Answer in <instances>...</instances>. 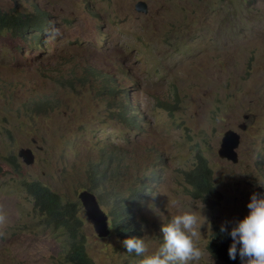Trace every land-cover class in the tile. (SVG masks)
Returning <instances> with one entry per match:
<instances>
[{
    "label": "rangeland",
    "instance_id": "rangeland-1",
    "mask_svg": "<svg viewBox=\"0 0 264 264\" xmlns=\"http://www.w3.org/2000/svg\"><path fill=\"white\" fill-rule=\"evenodd\" d=\"M0 9L46 19L25 38L0 30V264L60 262L65 236L40 225L22 182L79 202L90 164L109 209L112 194L158 176L135 205L149 254L162 243V224L191 212L203 255L189 264H222L206 251L214 227L231 231L251 195L264 194V0H0ZM87 66L99 70L87 75L109 77L86 76ZM101 80L119 84L113 101L128 90L133 126L116 118ZM43 97L46 111L36 112L31 100ZM227 131L240 136L236 164L217 153ZM20 149L31 151V165ZM197 155L222 195L213 210L184 192L183 172ZM118 159L114 180L104 165ZM80 215L93 264H139L113 232L96 236L82 206Z\"/></svg>",
    "mask_w": 264,
    "mask_h": 264
},
{
    "label": "trees",
    "instance_id": "trees-1",
    "mask_svg": "<svg viewBox=\"0 0 264 264\" xmlns=\"http://www.w3.org/2000/svg\"><path fill=\"white\" fill-rule=\"evenodd\" d=\"M45 24L46 19L42 14L22 15L15 12L10 14L0 9V30L10 31L13 37L25 38L30 33L40 32L45 28ZM44 103L43 100H38L32 104L35 110H41ZM39 105L41 106L39 107ZM119 116L123 122L126 120L123 114L119 113ZM90 177L93 181L97 180L93 174H90ZM154 178V174L148 175L147 183L142 182L140 187L128 189L127 196L120 193L119 198L114 199L118 205L113 211H120V216L111 213L110 217L114 233L120 240L139 234V231L136 232L134 227L133 218L134 213L137 212L134 203L140 198L146 197L148 184L153 182ZM183 180L184 192L192 199L201 201L210 210L215 209L220 204L222 195L217 191L212 170L203 156L197 155L192 168L183 172ZM22 186L31 198L35 213L39 214L40 225L63 232L65 236L63 257L59 259L60 262L57 264H93V261L88 257L84 244V234L82 233L84 221L76 212L78 203L66 202L59 193L52 191L38 181H23ZM93 187L97 188L98 186L93 184ZM87 189L97 196L102 206L107 207V203L103 196L98 193L99 191H94L89 186ZM222 226L225 227L226 231L221 232ZM229 233V229L224 225L214 227L206 250L212 258L221 261L223 264H244L239 254L234 260L228 256V249L232 244Z\"/></svg>",
    "mask_w": 264,
    "mask_h": 264
},
{
    "label": "clouds",
    "instance_id": "clouds-1",
    "mask_svg": "<svg viewBox=\"0 0 264 264\" xmlns=\"http://www.w3.org/2000/svg\"><path fill=\"white\" fill-rule=\"evenodd\" d=\"M139 2H142V1H138L137 3ZM53 31L58 32V30L56 29H54ZM86 68L99 72V70L93 67L87 66L84 68V74L86 76H90L94 79H100V76L109 77L108 75L104 73L100 74V76L98 77L94 74L87 75L85 72ZM84 74H81V76L86 78ZM123 75L125 76L126 79H128L124 73ZM115 80H101L103 81V84H106L107 82H109L106 85H104L105 86L104 88H102V94H106L107 96H110V99H111L113 92L118 91L117 89L118 87H115V84H118V83L116 82L117 80L116 81ZM126 95L127 96L129 95L128 90L122 91V99L125 97V99L122 100V103L120 102V99L115 97V100L114 101L112 99L109 100L108 104L110 107L115 108L116 118L119 121H121V123L131 127L133 126V123H135V119L133 118H136V116L134 115L133 108L128 106L129 97L126 98ZM44 99H45L44 97L43 99L35 98L31 100V105H33L32 103L34 101H38V100H43L45 102L44 103L45 105L46 100ZM35 111L36 112L42 111L44 113L46 111V108L43 107L41 110H35ZM127 111L131 114V116H133V118L127 114ZM119 113L124 115L126 119L124 122L119 116ZM119 161L120 160L118 159V162L115 164L108 162L106 163V165H104L105 167H108V168L110 167L114 168L113 174H111V178H113L114 180L116 179V176H118L116 174V170L120 165ZM91 167H93L91 166V164L88 165L87 167V172L89 176L88 186L92 188L94 191L96 190L98 191L99 185L97 183V180L93 181L90 177V173H92L95 179H97L98 172L100 173V171H96V168H95V170L91 172L90 171ZM150 174H154V173H150ZM154 176H155L154 181L148 184V193L150 191V184L158 180V176L156 174H154ZM147 182L148 180L146 179L145 183ZM93 184L97 185L98 187L94 188ZM88 186H84V189L81 192L87 191L93 194L94 197L96 198L99 208L107 217V223L109 226V235L107 237H109L112 234V232L114 233V228L112 227V219L110 217V214L114 213L115 215L120 216V211H113L118 205L117 203L114 202V199H118L120 196V193H123L124 196H127L128 189L138 188V187L128 186L125 191L120 190L118 194H115V195L112 194V200H113L114 206L111 209H109L108 203L105 200L104 201L107 203V207L102 206L99 203L97 196L87 189ZM148 193H146V197H143L137 200L134 203V205L144 202L143 200H146L148 198ZM76 202L78 203V209L76 212L78 216L82 218L80 215V212H81L80 204L81 203H79L80 201L79 202L76 201ZM172 203L173 205H176L179 203V201L174 200L172 201ZM104 208H106L107 211H104ZM247 208L249 210L248 214L242 220H239L238 222H236L235 226L231 229L229 233V235L232 238V244L230 245L228 249V256L230 259L234 260L236 259L237 254H239L244 264H264V194L253 193L250 197V202L247 204ZM109 211L111 212L109 213ZM133 219L135 221L134 227L136 229V232H138L139 230L136 225L135 213H134ZM124 220H127V219H124ZM0 221H3L2 216H0ZM196 225H197V216L191 212H185L183 214L173 216L170 222L166 224H162L160 228V231L162 233V243L160 244V246L158 247L156 251L150 254H149L148 247L146 245L145 240L142 238H139V234L138 235L136 234L137 236L132 235L130 238L125 239V240H120L118 237L117 238L123 243V246L126 248L128 253H135L137 256L142 257L139 264H189V262L200 260V258L203 255L202 251L195 245L194 239H193L199 235V232L196 229ZM224 231H226V229L225 227L222 226L221 232H224ZM114 235L116 236L115 233ZM237 245H239V248H237Z\"/></svg>",
    "mask_w": 264,
    "mask_h": 264
},
{
    "label": "water",
    "instance_id": "water-1",
    "mask_svg": "<svg viewBox=\"0 0 264 264\" xmlns=\"http://www.w3.org/2000/svg\"><path fill=\"white\" fill-rule=\"evenodd\" d=\"M138 12H147L146 5L142 2L136 4ZM240 136L234 131H227L224 133L221 144L218 149V156L234 164L238 162V155L236 149L239 145ZM18 157L22 159L27 166L33 163V156L29 149H20ZM78 199L84 209L87 220L92 225L93 230L98 238H106L109 235V226L106 215L101 211L96 198L93 194L84 191L78 194Z\"/></svg>",
    "mask_w": 264,
    "mask_h": 264
}]
</instances>
